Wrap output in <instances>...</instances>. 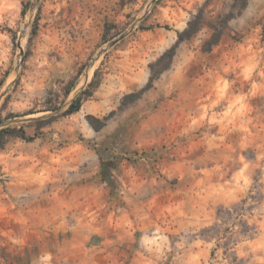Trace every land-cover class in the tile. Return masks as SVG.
Masks as SVG:
<instances>
[{
	"label": "rangeland",
	"instance_id": "obj_1",
	"mask_svg": "<svg viewBox=\"0 0 264 264\" xmlns=\"http://www.w3.org/2000/svg\"><path fill=\"white\" fill-rule=\"evenodd\" d=\"M199 9L207 22L234 16L208 51V26L181 42L170 67L121 108L122 96L147 83L149 63ZM106 22L115 26L104 42ZM263 23L264 0L243 8L235 0H0V107L7 98L0 123L9 112L18 118L58 111L34 140L8 137L0 149V223L12 222L25 241L19 249L0 247V264H36L22 259L24 249L62 255L58 264H264V199L243 206L249 233L227 220L229 254L223 239L202 234L218 208L247 196L254 177L264 186ZM95 68L97 88L78 111L63 115ZM87 114L110 116L95 130ZM33 121L6 125L32 135ZM35 157L46 163V193L41 200L11 195L9 161ZM101 158L114 161L106 180ZM89 201L98 219L80 224L78 206ZM40 204L47 207L43 228L34 220ZM110 212L126 217L113 232L106 228Z\"/></svg>",
	"mask_w": 264,
	"mask_h": 264
},
{
	"label": "trees",
	"instance_id": "obj_2",
	"mask_svg": "<svg viewBox=\"0 0 264 264\" xmlns=\"http://www.w3.org/2000/svg\"><path fill=\"white\" fill-rule=\"evenodd\" d=\"M235 2H240V7H245L247 0H235ZM23 12V9H22ZM234 16L233 12H228L224 16L220 17L218 19V22H207L203 16V10L199 9L196 13L192 14V16L187 20L186 26L178 30L176 32V39L173 42V44L167 48L155 61L149 63V69H150V76L147 81V83L141 87L139 90L135 92H130L127 94H124L121 98L120 107H124L130 102H133L137 98L140 97V95L147 89H149L152 86L153 80L165 69L170 67L171 61L176 53V48L178 45L183 42L184 40L190 39L194 34H196L202 27L208 26L210 27L213 32L207 38L204 42V50H210L214 44H216L221 37L224 29L227 26V22L230 18ZM37 18H35L33 26L31 28L32 34L36 33L37 29ZM114 24L110 23H104V32H103V41L106 42L110 38H108L107 34L109 33L110 29L114 27ZM263 26V35H264V23ZM166 27V26H165ZM147 29V28H143ZM75 79H71L65 83L63 86V95L67 96L70 91L75 86ZM4 79H0V87L3 84ZM100 83L99 79V69L95 68L93 71V77L90 80V82L87 84V86L83 89H81L71 100L67 108L62 113L63 115L72 114L80 109V106L82 104V101L84 99H87L90 97L93 93V91L97 88V86ZM7 98H5V101L1 104L0 110H3L6 105ZM16 113L9 112L5 116L6 117H12L16 116ZM110 115H107L104 117L103 120H100L99 118L87 114L86 119L90 123V125L95 129H100L104 124L106 119L109 118ZM54 117H48V118H39L33 121L35 125V132L30 135L26 132L25 128L20 126H13V125H6L0 128V149L3 148L6 139L8 137H18L25 141H32L36 138L38 135V131L40 127L49 122V120ZM1 120V117H0ZM114 161L112 159L110 160H103L101 158L100 167H101V175L102 179L106 180L109 178V172L110 168L113 166ZM251 201L250 208L255 206L256 204H259L264 199V186L261 182L260 178L254 177L252 186L250 190L248 191L247 196L240 199V201L233 206H221L216 211V222L209 226L202 229V234L205 236L207 232H212L211 236L216 237L218 240L221 241L223 239L222 245L224 247V253L229 254L231 252L232 246L228 244V239L226 237L227 233L232 234V231H230V227L225 226L228 219H232V224L239 225V233L246 234L249 233L253 229V225L249 224L247 219L244 218V215L246 214L245 209L243 208L244 204L247 200ZM213 252V251H212Z\"/></svg>",
	"mask_w": 264,
	"mask_h": 264
},
{
	"label": "crops",
	"instance_id": "obj_3",
	"mask_svg": "<svg viewBox=\"0 0 264 264\" xmlns=\"http://www.w3.org/2000/svg\"><path fill=\"white\" fill-rule=\"evenodd\" d=\"M31 161L25 158H14L13 160H10L8 163V169L13 175L11 177L10 185L9 187V193L13 196L20 195L22 193H29L30 196H35L41 198L43 195L46 193L44 187V181L46 177H44L42 170L45 168V161L41 157H35L31 158ZM3 160L0 159V164L2 163ZM6 165V162H3V165L0 166L2 169ZM23 168L25 171H31L32 174L30 176L28 175H23ZM26 177V178H25ZM45 191V192H44ZM1 193V189H0ZM86 205V204H85ZM85 205H79L78 206V222L81 224L85 222H93L97 220L98 218L96 217L97 214V207L96 204L91 203V201L88 202L87 206ZM37 209L36 212H34L32 209L31 210L36 214V218L34 220L36 221V224L45 227L44 223L46 222V216L44 215L46 213L47 207L40 204L36 206ZM35 207V208H36ZM88 214V215H87ZM11 216V213L9 214ZM27 220H30L28 216H26ZM54 218H51L52 222ZM24 221L21 218H15V221ZM123 220H126V217L124 215L122 216H114L112 212L108 215V218H106V228L110 227L112 232L114 229H116L117 226L122 225ZM12 222L7 223H0V247H3L5 245H8L10 247H15L16 249L21 248L20 242L25 243V241L20 238L18 234H16V230L14 225L11 226ZM11 224V225H10ZM8 225V226H7ZM17 227V226H16ZM23 247V246H22ZM26 250L21 251L22 259L26 261H32V262H37L36 264H58L55 263L62 259V255H57L56 253H46L42 252L40 254L32 255L30 252L26 253ZM1 258V256H0ZM69 261L76 262L79 259V256L76 254H72L69 258ZM74 264V263H73Z\"/></svg>",
	"mask_w": 264,
	"mask_h": 264
},
{
	"label": "water",
	"instance_id": "obj_4",
	"mask_svg": "<svg viewBox=\"0 0 264 264\" xmlns=\"http://www.w3.org/2000/svg\"><path fill=\"white\" fill-rule=\"evenodd\" d=\"M125 34H120L118 37L116 38H113L112 40H110L107 45L98 52V54L100 55L101 52L107 50L109 47L115 45L119 40H121L123 37H124ZM74 97V96H73ZM73 97L70 99V101L67 103V106L69 105V103L71 102V100L73 99ZM58 113V111H54V112H49V113H45L43 115H40V116H21V117H18V118H13L11 117L9 120H7L6 124L9 123V122H14V121H32V120H36V119H39V118H46L48 117L49 115L51 114H56ZM5 123L4 124H1L0 123V128L3 127V125H6Z\"/></svg>",
	"mask_w": 264,
	"mask_h": 264
}]
</instances>
